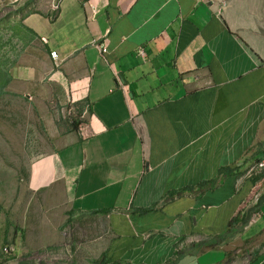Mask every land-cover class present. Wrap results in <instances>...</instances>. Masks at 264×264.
<instances>
[{"label": "crops", "instance_id": "1", "mask_svg": "<svg viewBox=\"0 0 264 264\" xmlns=\"http://www.w3.org/2000/svg\"><path fill=\"white\" fill-rule=\"evenodd\" d=\"M4 7L0 78L53 145L34 190L107 217L96 264H264V0Z\"/></svg>", "mask_w": 264, "mask_h": 264}, {"label": "rangeland", "instance_id": "2", "mask_svg": "<svg viewBox=\"0 0 264 264\" xmlns=\"http://www.w3.org/2000/svg\"><path fill=\"white\" fill-rule=\"evenodd\" d=\"M6 83L4 75L0 78V264H96L91 257L98 251V239L107 235L108 219L52 207L46 189L34 190V166L53 151V145L32 102L5 90ZM258 162H248V167ZM248 167L244 172L254 173ZM12 244L15 252L4 255L5 246Z\"/></svg>", "mask_w": 264, "mask_h": 264}, {"label": "built area", "instance_id": "3", "mask_svg": "<svg viewBox=\"0 0 264 264\" xmlns=\"http://www.w3.org/2000/svg\"><path fill=\"white\" fill-rule=\"evenodd\" d=\"M58 8H59V4H57V3L53 4V6H52L53 10H56ZM0 10L6 13V12L9 11V8L8 7H4V8H0ZM95 11H96V9H95ZM98 48L100 49V51L103 54H106V53L109 52L108 46H100V45H98ZM138 53H139V56H141L143 59H145L146 55H145V52L142 49H139ZM50 56H51L52 59H54V61L57 62V60H58L57 52H55V51L51 52ZM263 167H264V161H260L257 164H254L250 168V172H252L254 170H257L258 168H263ZM14 252H15V246L13 244L12 245H6L5 248H4L3 254L4 255H12Z\"/></svg>", "mask_w": 264, "mask_h": 264}, {"label": "trees", "instance_id": "4", "mask_svg": "<svg viewBox=\"0 0 264 264\" xmlns=\"http://www.w3.org/2000/svg\"><path fill=\"white\" fill-rule=\"evenodd\" d=\"M73 128L75 129L76 127H75V126H73Z\"/></svg>", "mask_w": 264, "mask_h": 264}]
</instances>
